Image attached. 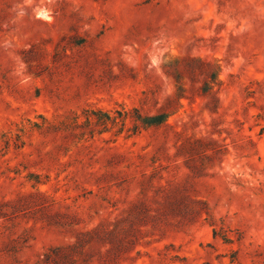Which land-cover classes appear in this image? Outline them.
<instances>
[{
  "label": "rangeland",
  "instance_id": "obj_1",
  "mask_svg": "<svg viewBox=\"0 0 264 264\" xmlns=\"http://www.w3.org/2000/svg\"><path fill=\"white\" fill-rule=\"evenodd\" d=\"M187 53L217 110L135 128ZM99 224L119 264H264V0H0V264Z\"/></svg>",
  "mask_w": 264,
  "mask_h": 264
},
{
  "label": "trees",
  "instance_id": "obj_2",
  "mask_svg": "<svg viewBox=\"0 0 264 264\" xmlns=\"http://www.w3.org/2000/svg\"><path fill=\"white\" fill-rule=\"evenodd\" d=\"M35 48L32 45L22 52V59L28 68H31V62L25 58V54ZM55 59L54 56L53 60ZM161 69L163 74L172 81L174 90L163 99L162 103H158L155 99V112L152 114H142L134 109L135 128H158L167 124L168 118L175 115L182 107L181 100H192L195 95L205 100L204 106L209 112L214 113L217 110V93L221 85L220 65L217 59L193 56L188 53L167 54L163 58ZM35 75L38 76V74ZM123 115L125 117L127 113L123 112ZM38 194L41 193L38 192ZM29 196L31 195H23L16 200L7 201V204H14L17 200L26 199ZM213 235L214 237L217 235L215 229ZM122 249L123 245L113 230H108L99 224L76 234L70 243L47 247L32 264H119L117 253Z\"/></svg>",
  "mask_w": 264,
  "mask_h": 264
}]
</instances>
